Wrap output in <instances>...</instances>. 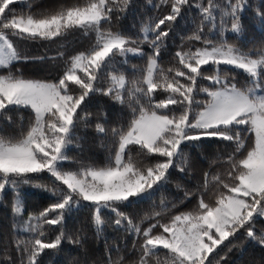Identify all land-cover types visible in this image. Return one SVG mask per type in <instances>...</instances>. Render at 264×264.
I'll use <instances>...</instances> for the list:
<instances>
[{"label": "snow or ice", "instance_id": "6c2138e0", "mask_svg": "<svg viewBox=\"0 0 264 264\" xmlns=\"http://www.w3.org/2000/svg\"><path fill=\"white\" fill-rule=\"evenodd\" d=\"M48 256L264 264V0H0V264Z\"/></svg>", "mask_w": 264, "mask_h": 264}, {"label": "trees", "instance_id": "16d2710c", "mask_svg": "<svg viewBox=\"0 0 264 264\" xmlns=\"http://www.w3.org/2000/svg\"><path fill=\"white\" fill-rule=\"evenodd\" d=\"M63 2V0H44V3L49 4V5H55L57 3ZM37 54H40L39 51ZM52 54V53H49ZM167 59V57H166ZM133 63H142L141 61H132ZM32 66H28V71H31ZM86 148V155L93 157L96 160L102 159L106 155V148L102 147L99 143V141H90L88 144L85 145ZM40 202V197L33 196L31 197V203L33 205L39 204ZM29 210H32L31 207ZM62 257H57V256H48L45 257V264H60V261L62 260Z\"/></svg>", "mask_w": 264, "mask_h": 264}]
</instances>
